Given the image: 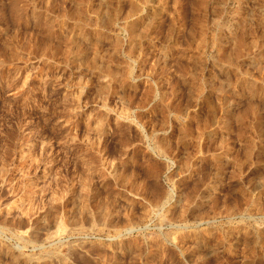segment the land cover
Segmentation results:
<instances>
[{
	"label": "rangeland",
	"instance_id": "1",
	"mask_svg": "<svg viewBox=\"0 0 264 264\" xmlns=\"http://www.w3.org/2000/svg\"><path fill=\"white\" fill-rule=\"evenodd\" d=\"M0 264H264V0H0Z\"/></svg>",
	"mask_w": 264,
	"mask_h": 264
}]
</instances>
